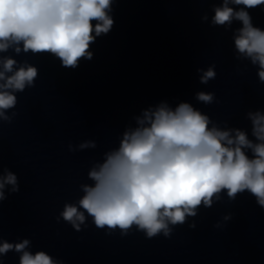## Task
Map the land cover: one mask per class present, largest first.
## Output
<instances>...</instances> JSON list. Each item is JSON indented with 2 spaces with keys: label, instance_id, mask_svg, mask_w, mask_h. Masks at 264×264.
I'll use <instances>...</instances> for the list:
<instances>
[{
  "label": "clouds",
  "instance_id": "clouds-1",
  "mask_svg": "<svg viewBox=\"0 0 264 264\" xmlns=\"http://www.w3.org/2000/svg\"><path fill=\"white\" fill-rule=\"evenodd\" d=\"M114 0H0V53L49 54L64 68L75 69L81 59L91 60V45L108 34L115 21ZM264 0H221L213 5L210 23L233 29L235 56L257 67L264 82V29L254 26L249 9ZM202 21H209L207 14ZM199 82L216 78L215 65L198 68ZM38 68L27 61L0 56V121L11 122L18 92L34 86ZM195 99L205 105L214 92L198 91ZM15 115V113H13ZM126 127L119 145L103 154L87 173L91 184L80 185L82 196L65 203L57 219L79 232L88 217L98 229L143 232L148 239L170 237L173 228L195 217L201 207L211 208L226 193L230 200L247 191L264 209V110H249L251 137L240 128H221L189 102L175 107L167 101L141 110ZM69 151L95 149L93 140ZM20 190L18 177L0 169V202ZM7 193V194H6ZM229 215L224 216L228 220ZM219 227L220 225H215ZM195 228V223L189 225ZM31 241L0 238V264L9 252L19 254L18 264H63L46 251L33 253Z\"/></svg>",
  "mask_w": 264,
  "mask_h": 264
}]
</instances>
